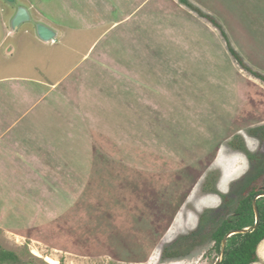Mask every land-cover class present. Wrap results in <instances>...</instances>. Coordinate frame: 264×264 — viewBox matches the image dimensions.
<instances>
[{
	"label": "rangeland",
	"instance_id": "rangeland-1",
	"mask_svg": "<svg viewBox=\"0 0 264 264\" xmlns=\"http://www.w3.org/2000/svg\"><path fill=\"white\" fill-rule=\"evenodd\" d=\"M36 1L52 5L41 6L48 21L99 25L66 41L50 78L99 34L100 62L67 76L49 158L0 168V255L16 257L0 264H215L212 233L264 173V0ZM78 104L92 118L64 112ZM64 158L80 165L59 168L78 198L56 215L40 191ZM258 255L253 264H264V241Z\"/></svg>",
	"mask_w": 264,
	"mask_h": 264
},
{
	"label": "crops",
	"instance_id": "crops-1",
	"mask_svg": "<svg viewBox=\"0 0 264 264\" xmlns=\"http://www.w3.org/2000/svg\"><path fill=\"white\" fill-rule=\"evenodd\" d=\"M62 2V6L64 7L65 4L68 9V1L63 0ZM19 5L27 6L33 19L15 30L11 26V21ZM41 6L45 10L52 9L51 4L47 6V3L42 1L17 0V3L11 4L6 0H0V168L2 169L29 168L30 170L36 168L38 162L49 158L42 152H52L53 147H49V144L53 145L54 140H49L51 131L48 127L51 125L52 113L59 107L52 113L51 110L54 108V104L56 106L59 101L69 100L70 93L64 89L67 76L72 74L83 79L85 69L82 67L84 63L89 62L94 67L100 62V57L96 54L99 34L90 44L87 53L80 59H75L71 64L60 65L64 69L63 73L57 78H50L49 75L53 68L52 66L49 68V64L53 63L57 56L60 58L64 56L66 41L70 38L76 42L83 31L89 28L96 30L99 25L93 23L89 18L86 20L85 16L75 19L77 22L66 19H61L60 23L51 22L46 19L48 16L45 17ZM73 10L74 8L71 9V11ZM38 22L45 23L55 29L57 31L56 38L51 41L42 40L36 30ZM62 49L64 54L61 52ZM60 60L65 62L64 57ZM81 85V81L75 82L74 90L78 88L81 89L80 92H83ZM87 92L96 95L93 89L91 92ZM80 105L85 106L84 103H80ZM80 105L76 106V110L68 105L64 112L67 114L71 111L70 115L74 114L76 119L80 117L82 121H86L88 117L92 118L87 111V114L82 112ZM54 116L58 117L57 113ZM50 156L53 158L52 154ZM74 158L79 160V157ZM74 158L71 161L64 158L62 164H55V169H58L55 178L52 174L49 176L45 174L49 185H45L44 191L41 189L40 192L47 195L45 198H48L51 209L54 206L58 208L55 211L56 215L61 214L67 208L64 201L70 196L73 199L78 198L75 191H71L72 194H70L67 189L68 184L61 181L66 170H59V168H73L78 171L80 165L76 164ZM44 166L46 167L47 164ZM51 166L52 164H49L48 167ZM29 175L34 182L35 173H29ZM53 185L56 187L55 190ZM45 214L52 216L53 212L48 211Z\"/></svg>",
	"mask_w": 264,
	"mask_h": 264
},
{
	"label": "trees",
	"instance_id": "trees-1",
	"mask_svg": "<svg viewBox=\"0 0 264 264\" xmlns=\"http://www.w3.org/2000/svg\"><path fill=\"white\" fill-rule=\"evenodd\" d=\"M181 1L186 5L193 7L187 0ZM200 13L201 15H205L202 12ZM205 16L208 17L215 26L220 28L222 34L226 36L220 23L208 15ZM228 45L234 58L250 70L230 42H228ZM256 75L264 79L259 73H256ZM258 181L263 183L262 187L260 189H256L255 186L252 187V185H255ZM246 189L249 191L246 195L239 198L238 206L235 209L233 216L225 218L212 233V240L215 242V249L219 252H221L223 239L230 230L241 229L255 224L256 215L253 200L258 193L264 191V173H260L254 178L252 177L250 183L246 186ZM257 204L261 215V223L259 227L252 232L238 233L229 237L224 259L221 264H253L259 260L258 247L264 241V197L259 198ZM9 257L16 258L13 253L3 251L2 255H0V261H6Z\"/></svg>",
	"mask_w": 264,
	"mask_h": 264
},
{
	"label": "water",
	"instance_id": "water-1",
	"mask_svg": "<svg viewBox=\"0 0 264 264\" xmlns=\"http://www.w3.org/2000/svg\"><path fill=\"white\" fill-rule=\"evenodd\" d=\"M6 1L11 4L17 3V0H6ZM32 19L33 17H32V14L29 8L25 5H19L17 8V12L11 21V26L13 29L16 30L20 28L24 23L32 21ZM36 30H37L39 37L44 41L54 40L57 36V31L55 29H53L52 27L42 22L36 23ZM261 197H264V191L258 193L253 200V205H254L255 215H256L255 224L253 226H249V227H245L241 229L230 230L223 239L222 247H221V255L215 264L222 263L225 252H226L229 237L233 236L234 234H238V233L252 232L259 227L261 223V215H260V210L258 208L257 200Z\"/></svg>",
	"mask_w": 264,
	"mask_h": 264
}]
</instances>
